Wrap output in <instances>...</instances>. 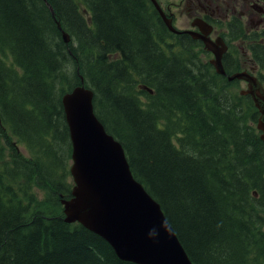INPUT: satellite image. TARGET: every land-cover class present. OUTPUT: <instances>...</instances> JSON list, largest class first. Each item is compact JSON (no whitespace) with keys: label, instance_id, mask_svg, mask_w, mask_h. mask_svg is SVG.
I'll list each match as a JSON object with an SVG mask.
<instances>
[{"label":"trees","instance_id":"trees-1","mask_svg":"<svg viewBox=\"0 0 264 264\" xmlns=\"http://www.w3.org/2000/svg\"><path fill=\"white\" fill-rule=\"evenodd\" d=\"M203 52L150 0H0V264H137L62 218L73 182L61 96L77 85L193 264H264L257 111Z\"/></svg>","mask_w":264,"mask_h":264},{"label":"water","instance_id":"water-1","mask_svg":"<svg viewBox=\"0 0 264 264\" xmlns=\"http://www.w3.org/2000/svg\"><path fill=\"white\" fill-rule=\"evenodd\" d=\"M163 23L176 31L157 0H150ZM190 31L213 54L210 64L222 70L227 45L221 36L211 39L212 26L197 23ZM65 41L68 36L63 34ZM231 78L245 80L258 111L264 115V88L256 76L239 71ZM69 126L73 186L68 198H61L63 220L79 223L107 241L121 259L137 264H193L186 250L154 200L132 175L122 143L107 132L93 107V91L74 86L62 96ZM264 130V119L257 121ZM264 137V132L262 134Z\"/></svg>","mask_w":264,"mask_h":264},{"label":"flooded vegetation","instance_id":"flooded-vegetation-1","mask_svg":"<svg viewBox=\"0 0 264 264\" xmlns=\"http://www.w3.org/2000/svg\"><path fill=\"white\" fill-rule=\"evenodd\" d=\"M182 3L187 8H182ZM159 4L166 14L172 17L176 26L175 15L171 11V1L160 0ZM175 4L178 6L177 9H183L186 14L185 27L197 31V23L206 21L212 26L210 38L222 36L228 48L222 58L225 74L219 75L228 78L233 73L247 71L256 76L264 88V0H179ZM180 36L197 40L191 37L189 32L177 34V37ZM204 51L203 53L210 55L205 49ZM211 69L216 73L213 66ZM230 81L233 83V89L241 86L240 83L247 87L245 80ZM247 96L252 99L250 95ZM262 119L264 115L260 113L258 120ZM261 132L264 130H259V135Z\"/></svg>","mask_w":264,"mask_h":264},{"label":"rangeland","instance_id":"rangeland-1","mask_svg":"<svg viewBox=\"0 0 264 264\" xmlns=\"http://www.w3.org/2000/svg\"><path fill=\"white\" fill-rule=\"evenodd\" d=\"M170 1H171V5H172L171 11L174 13V15H175V22L177 23L176 26L177 27H184L185 28L184 25H185V23L187 21L186 14L183 12V9L182 10H181V8H178L177 9L178 6L175 4V3L179 2V0H170ZM181 7L182 8H187V6L184 3L181 4ZM190 44H191V42H190ZM202 72H204V70ZM202 77L205 78V75L202 76ZM240 85L242 86V87H240V89H244L245 88V86L242 83H240ZM234 89H232V90H234ZM11 142H12L13 145H15V147L17 148V150L20 151L25 157H29V154H28V152L25 149V147H24L23 144L18 143V141L16 139H12ZM5 151L6 152L8 151V147H6ZM5 159H7L8 161H10V158H9L8 155H5ZM31 191H32V193H34V196H35V201L33 203L34 204V207H35L37 201H41V199L45 196V189H43L40 186L34 185L32 187V190ZM62 210H63V207H62Z\"/></svg>","mask_w":264,"mask_h":264},{"label":"bare ground","instance_id":"bare-ground-1","mask_svg":"<svg viewBox=\"0 0 264 264\" xmlns=\"http://www.w3.org/2000/svg\"><path fill=\"white\" fill-rule=\"evenodd\" d=\"M44 1H47V0H44ZM50 7V10H51V12L53 13V9H52V7L51 6H49ZM58 28L61 30V33H62V36H63V34H65V35H67L68 36V40L67 41H65V39H64V36H63V39H64V41H65V43H69V41H70V35L61 27V24H60V22H58ZM186 28H188L189 30H186ZM175 29H176V31H170V32H172L175 36L177 35V34H183V33H190V31H194V30H192V28H190V27H177V26H175ZM191 34V33H190ZM192 35V34H191ZM177 37V36H176ZM180 37H182V36H180ZM191 37H193V38H195L193 35L191 36ZM260 50V49H259ZM213 68H214V70H215V72L216 73H218V74H225V68H224V66H223V64H222V70H218V69H216L214 66H213ZM237 73V72H236ZM235 73H233V74H231V75H229V77H228V80H233V79H237V78H231L233 75H234ZM150 91V90H149ZM66 93V92H65ZM64 93V94H65ZM63 94V95H64ZM62 95V96H63ZM62 96H61V104H62ZM63 107V106H62ZM64 111V110H63ZM64 115H65V113H64ZM98 118V117H97ZM65 122H66V124H67V126H68V123H67V120H66V118H65ZM68 132H69V126H68ZM259 133V132H258ZM262 134H263V132H261V134L259 135V137L261 138V140H263L264 141V137L262 136ZM254 193H256V192H254ZM85 228V227H84ZM99 236V235H98ZM107 242V241H106ZM108 243V242H107ZM120 258V257H119ZM121 259V258H120ZM121 260H124V259H121ZM125 261H127V260H125ZM131 262V261H130Z\"/></svg>","mask_w":264,"mask_h":264}]
</instances>
